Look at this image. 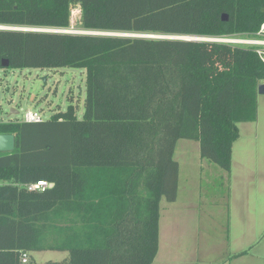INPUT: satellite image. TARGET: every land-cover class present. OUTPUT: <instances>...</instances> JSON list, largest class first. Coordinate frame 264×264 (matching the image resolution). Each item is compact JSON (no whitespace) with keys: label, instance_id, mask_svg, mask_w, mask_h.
<instances>
[{"label":"trees","instance_id":"obj_1","mask_svg":"<svg viewBox=\"0 0 264 264\" xmlns=\"http://www.w3.org/2000/svg\"><path fill=\"white\" fill-rule=\"evenodd\" d=\"M74 6L100 32L219 38L264 23V0H0V25L68 29ZM4 59L85 68L86 96L82 118L70 104L40 122L0 121L16 137L0 152V264H153L162 198L178 195V140L229 172L264 82L252 47L219 41L0 29ZM38 181L49 186L28 188ZM65 216L64 241L49 249L68 257L23 263Z\"/></svg>","mask_w":264,"mask_h":264},{"label":"crops","instance_id":"obj_2","mask_svg":"<svg viewBox=\"0 0 264 264\" xmlns=\"http://www.w3.org/2000/svg\"><path fill=\"white\" fill-rule=\"evenodd\" d=\"M259 95L256 119L238 123L232 167L224 175L227 193L195 197L190 191L183 201L178 194L166 206L161 203L159 250L153 264H264V97L260 100ZM241 126L244 133L252 131L253 138L244 143ZM197 211L207 216L203 223Z\"/></svg>","mask_w":264,"mask_h":264},{"label":"rangeland","instance_id":"obj_3","mask_svg":"<svg viewBox=\"0 0 264 264\" xmlns=\"http://www.w3.org/2000/svg\"><path fill=\"white\" fill-rule=\"evenodd\" d=\"M70 20L68 28L70 31L93 32L83 27L81 9L78 6L72 8ZM85 96V68H0V121L21 120L27 110L41 112L43 119L46 120L57 111H66L70 104L76 106L77 116L82 118ZM259 97L261 100L264 94H260ZM261 107H264L263 101ZM13 108L18 109L19 114L11 115L10 111ZM241 130L246 134L241 135L243 143L253 138L251 129L244 133V126H241ZM176 146L174 158L180 166L178 194L182 201L190 195V191H194L192 195L195 197H219L227 193V179L224 175L228 171L209 159H202L198 141L181 138ZM238 147L240 146L235 148L236 156L239 152ZM191 182L197 183L198 188L196 189L194 184L191 185ZM161 203L164 207L169 201L163 197ZM196 215L202 223L207 217L203 211H197ZM54 218V227L52 226L43 242L46 249L27 252L29 262L61 261L68 257V251L49 249L63 243V232L69 224L67 216Z\"/></svg>","mask_w":264,"mask_h":264},{"label":"built area","instance_id":"obj_4","mask_svg":"<svg viewBox=\"0 0 264 264\" xmlns=\"http://www.w3.org/2000/svg\"><path fill=\"white\" fill-rule=\"evenodd\" d=\"M66 30H69V29H66ZM73 32H78V31H73ZM210 40L224 42V43H228L232 45L252 47L256 51V53L259 55V57L262 59V61L264 62V23L261 25L259 31L256 32L255 34L227 35V36L219 37V38H211ZM42 120L44 119L42 117L41 112L37 110H27L24 113L21 120L17 119V120H11V121L31 123V122H40ZM48 186H49L48 182L38 181L37 183L30 184L28 188L30 190H39V189H45ZM28 260H29L28 254L24 253L22 257L23 263H27Z\"/></svg>","mask_w":264,"mask_h":264},{"label":"water","instance_id":"obj_5","mask_svg":"<svg viewBox=\"0 0 264 264\" xmlns=\"http://www.w3.org/2000/svg\"><path fill=\"white\" fill-rule=\"evenodd\" d=\"M222 19L227 21L229 19L228 14H223ZM0 29H15V30H31V31H55V32H67L72 33L73 31L66 30V29H39V28H23V27H14V26H1ZM73 33H80V32H73ZM81 33H93V34H117V35H127V36H135V37H151V38H178V39H187V40H203V41H213L210 40L209 37H199V36H178V35H156V34H142V33H113V32H100V31H93V32H81ZM8 59H4L2 61V67L7 68L9 67ZM258 93L264 94V83H260L258 86ZM11 115L19 114L18 109H11ZM16 147V137L15 134L12 133H0V152H11ZM53 186V183L51 184Z\"/></svg>","mask_w":264,"mask_h":264}]
</instances>
